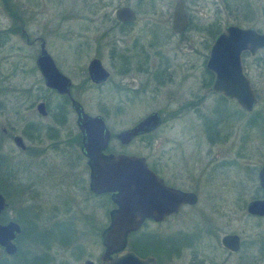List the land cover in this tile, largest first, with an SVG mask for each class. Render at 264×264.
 Instances as JSON below:
<instances>
[{
	"label": "rangeland",
	"instance_id": "374dc122",
	"mask_svg": "<svg viewBox=\"0 0 264 264\" xmlns=\"http://www.w3.org/2000/svg\"><path fill=\"white\" fill-rule=\"evenodd\" d=\"M174 1L156 0L153 3V0H0V38L5 40L0 47V84L9 88L5 105L3 107L0 105V124L2 120L7 119L9 124L14 127V131L17 132L20 118L24 113L28 115L30 112H25L24 109H19L18 107L20 101L19 89L23 83L27 86L33 81L31 68L34 64L33 56L38 53L39 38L40 41H44V47L49 55L53 59L55 58L62 62L63 69L67 71V75L72 78L74 83L80 80V75L75 72L77 68L84 66L87 63L86 61L92 56L100 59L101 64L109 72V81L101 87V93L99 94L103 102L107 103L105 104L107 109L101 111L93 108L87 109L85 105V112L90 115L100 113L105 115L108 119V121L106 119V125L110 133L113 134L121 128L131 126L135 121L152 111L156 110L164 117L167 112L162 110L163 103L172 101V103H175L174 108H176L179 103L187 100L191 92L198 86V83L203 81L206 77L204 58L208 48L203 47V44L197 43L199 37L193 34V26L197 22L205 23L215 20L217 31L219 27L221 29L226 24H237L240 26H253L264 33V0H215V6L212 4L207 8H202L203 10L199 14H192L190 21L191 30H187L184 35L185 39H188V37L192 39L184 41L176 36L173 38L168 37L166 40H162L160 45L152 47L153 51L165 52L169 50L168 54H183V57L180 56L179 60L184 59L186 65L189 66L179 73V77L183 76L182 87L177 88L178 85H165L153 97L147 94L140 95L141 99L133 105L130 104L131 107L127 110L116 109L114 104L117 96L115 95L116 89L113 86V82L118 81L117 72L120 65L114 56H122L120 54H125L126 52L116 51L115 53L110 45L117 36L115 31L111 29L112 22L110 18L113 10L118 4L127 2L130 6L135 4L136 7L142 10H149L155 7L159 13V10ZM22 21H26V23L23 24ZM22 24L24 27H22ZM22 28L30 40L28 42L32 43H27L24 40L25 36L23 37ZM151 32L156 41L159 42L163 38L164 31L154 28ZM134 37L138 40L141 39L143 44L154 40L149 31L139 29V22H137L130 29L129 35L127 34L123 38V41H114V47L129 46L131 39ZM36 38L38 40L35 42ZM134 39H132V42ZM201 39L202 41L207 40L203 35H201ZM209 43L210 41H208ZM136 53L139 52L136 51ZM126 54L128 56L130 52L128 51ZM251 56L242 57L244 74L249 79L256 97V103L251 111H244L234 100L221 98L213 93L203 96L202 92L207 88L201 87L200 96L204 98L201 100L200 109L179 111L177 115L171 117L172 120L168 123H160L152 132L151 140L136 138L127 146H119L116 140L112 138L109 142L110 148L115 149V151H124L135 155L147 156L148 158L152 157V161L157 162L161 170L163 166H183L179 163L178 156L182 151H186L183 154V160L191 157L188 160L190 164L187 165V169L190 166L193 168L192 172H197L199 169L201 171L208 169L203 165L206 144L202 142L201 137L195 139V135L199 136V133L200 135L202 133L201 128L197 127V118L204 117L208 109L214 105L215 110L210 118L212 120L219 119L222 122L223 128L220 127L222 132L219 131V133L223 135L230 134L231 136H245V141H247L245 149L247 157L245 159L250 164L257 160V163H260L264 154V139L262 135L264 134L262 127L264 122L262 124L259 123V119H264V49L256 51ZM122 58L124 57L122 56ZM129 58L132 57L129 56ZM71 72H74L73 76ZM130 75H133V73H130ZM127 78L130 80L129 77ZM133 80H143V77L134 75ZM177 90L178 92H183L180 101L172 94V92L176 94ZM41 95H45L43 90ZM93 97H96L95 94L87 92L83 98L87 100ZM1 98L2 96L0 97V103H2ZM50 98L53 100L52 97ZM87 101L89 106L93 104V101L89 99ZM71 118H74L73 114ZM192 129H198L199 131ZM227 145L228 143L226 142L220 149L217 146L215 150L222 151L223 155L231 156V150L226 148ZM2 148L8 151L10 155L11 152H15L10 140L2 142ZM198 153L199 159L195 158ZM11 159L14 162L12 164L17 167L16 162L19 160V155L14 153L9 160ZM245 159L243 158V160ZM1 160L0 165H2ZM214 167L217 166L214 165ZM163 171L165 172V168ZM226 172L227 170L225 169L216 170L210 176L211 180L209 182L213 184L212 186L199 188L195 191L192 190L198 198L195 205L183 207L177 214L164 222H145L138 230L130 232L126 240L128 245L136 243V246H141L142 244L137 239H143L142 233L157 238L156 240L159 242H157L158 245L155 248L153 247V251H141L137 247V251L142 252L139 256L151 254L156 258V264H198L195 262L198 253L205 256L210 261V264L213 260L224 256L223 250L218 247L219 237L225 230L239 231V229L233 223L232 226L225 225L228 227L227 229H222L225 227L223 224L228 222L231 225L228 219L233 222L234 215L240 213L237 210V205L233 202L232 193L230 198L226 197V190L221 187L226 183ZM214 183H216L217 187L215 190ZM192 184V181L186 182L183 189L188 190V187L192 186ZM71 187L74 192L75 186L71 185ZM248 193L246 192L243 199H249ZM103 197V209L105 211L103 221H96L97 215L94 211V220L90 218L88 213L90 211L89 206L91 208V205L96 203V199L85 201V196L83 195L82 200L79 201L81 207L69 206L72 212L68 230L66 232L65 230L63 231L60 228L61 224H58L56 236L50 234L46 236L50 238L39 239V236H35L32 233L35 229L33 227L39 225L50 227L51 224L45 223L44 225L36 216L31 217L33 221L30 224L26 222L23 219L19 203L15 201L14 196V199L11 200L13 202L6 210V213L7 215L12 213L13 220L21 224L23 229L16 238V254L8 257L3 255L0 258V264H36L39 253L41 255L46 254L43 258L47 262L43 263L61 264L60 260H63L62 257L65 254V250L61 247H64L62 245L65 240L69 241L67 244L70 247L69 254H71L68 258L69 264H83L85 259H90L94 264H97L98 257L104 250L99 233L103 227L105 229L108 226L110 212L115 208L107 194ZM100 201L102 202V198H100ZM85 204H87V207ZM199 210L205 211L203 216L198 215ZM85 213L88 216L86 219L84 218ZM211 225L222 226L217 229L215 239L211 238L208 232ZM263 225L262 223L260 227L255 228L253 223L245 222L244 229L240 227L242 231H239L242 239H244L242 247L238 253L233 254L223 264H236L237 258L235 256L245 250L246 239L251 240L254 237L259 238L262 236L260 238L264 240ZM61 233L65 234H63L65 239L61 238ZM199 234H201L198 238L199 243H196ZM146 246L149 248L147 243ZM256 247H260L263 252L261 253L262 256L255 260L254 264H264L263 246L257 245ZM49 256L50 261L48 260ZM242 256L239 258L240 264H249L250 261L247 256Z\"/></svg>",
	"mask_w": 264,
	"mask_h": 264
},
{
	"label": "flooded vegetation",
	"instance_id": "af4514ba",
	"mask_svg": "<svg viewBox=\"0 0 264 264\" xmlns=\"http://www.w3.org/2000/svg\"><path fill=\"white\" fill-rule=\"evenodd\" d=\"M155 1L156 0H153V3H155ZM177 1L178 0H175L172 4L168 3L163 9L159 10V13L156 11L157 8L155 7H152L149 10H142L136 7L135 4L134 6H130L127 2L118 4L113 10V13L111 14L110 18L112 22L111 29L115 31L117 36L113 39L112 43H110V45L113 47L112 50H114L115 53L116 51L126 53L128 51L130 52L128 56L126 53L120 54L124 58H126L125 60L124 58H122V56H114L116 57V60L119 62L120 65L118 67L119 70L117 72L118 81L113 82V86L116 89L115 95L117 96L116 103L114 104V107L116 109L127 110L136 101L141 99L140 95L147 94L153 97L155 96V94L159 93L165 85H178L177 88L182 87L181 85L184 82L183 76L179 77V73L183 71L184 68L189 66L186 65L184 59L179 60V58L183 57V54H168L169 50H166L167 52L157 50L153 51L152 47L160 45V42L162 40H166V38L168 37L173 38L174 36H176L179 39L182 38V40L184 41H189V39H192L191 37H188V39L184 38L186 31L190 29V21L192 14H199L201 10L211 6L212 4L213 6H215L216 1L180 0L182 3V10L184 11L186 17V25L183 27L182 31L175 32L172 29L171 25L173 9ZM119 7H128L133 14L132 20H117L114 16V11ZM159 16H161V18H159ZM137 22H139V29L142 31H149L154 40H151L149 43L147 42L146 44H143L141 42V39L138 40L136 37H134L135 39L132 38L134 39L133 42L131 39V44L129 46H123L122 48H117L116 46L115 48L114 41H123V38L127 36V34L129 35L130 29ZM22 23L25 24L26 21H22ZM23 24L22 27H24ZM227 25H236L244 28H254L253 26L226 24L221 29L219 27L217 31V23L215 20L212 22L205 23H201L199 21L193 26V34L198 35L199 37L197 43L203 44V47L208 48L207 54L204 58V68L206 77L203 79V81H201V83H198L196 89L191 92L190 97L184 102L179 103L176 108H174L175 103H172V101H166L165 103H163L162 110H165V112H167L164 117L161 116L159 112L155 110V112H157L159 115V125L162 122L168 123L170 120H172L171 117L177 115L179 111L184 112V110L189 109L193 111L196 109H200L201 100L204 98L200 96L201 87L207 88L203 90V96L208 93H213L219 95L220 97H224L222 94L212 91L210 89L213 80V74L212 72L206 69L205 62L213 39ZM154 28L164 31L163 38L159 42L156 41L154 36L152 35L151 30ZM254 29L258 31L256 28ZM26 35L27 34L23 32V37L25 36L24 40L27 43H32L28 42L30 40ZM104 35H106V33H104ZM201 35L207 38V40L202 41ZM37 40L38 38H36L34 41L36 42ZM4 41V38H0V47L1 43ZM208 41H210L209 44ZM40 42L41 41L39 38L38 53L33 56L34 64L31 68V76L33 77V81L27 86L23 83V85L19 89L20 101L18 107L19 109H24L25 112H30L28 115H26L27 113H24L23 116L20 118V125L17 132L14 131V127L9 124L7 119L2 120V123L0 124V159H2V165H0V194L3 197L5 203L2 211L0 212V225H4L9 221H14L19 226V233L16 235V238L22 232L23 227L21 224L13 220V215H11L12 213L10 215H7L6 213V210L13 202L11 200L14 199V196L15 201L19 203L21 212L23 214V219H25L26 222L30 224L33 221L31 217L36 216V218L40 222H43L44 225L45 223L51 224L50 227H43L41 225L33 227L35 229L32 231V233H34L35 236H39V239L50 238L46 237L50 234L56 236V227L58 224H61L60 228H62V230H65L66 232L71 223L69 222V220L71 219L70 215L72 212L70 207H81L79 201L82 200L83 195L85 196V201H88L89 199H96V203L94 205L92 204L91 208L89 206L90 211H88L89 216L92 220H94L95 216L93 213L94 211L97 215L96 221H103V217L105 214V211L103 209V196L105 194H107L114 207H116L114 201L111 199L112 194L115 193L105 191L94 192L90 188L88 157L86 156L83 150L84 135L77 126V115L71 105L72 100L77 101L84 113H86L85 105L87 106V109L93 108L99 111L106 110L107 107L105 104L107 103L103 102L99 94L101 93V87L107 81H109V72L101 64V61L98 57L92 56L86 61L87 63L84 66L77 68V71L75 72H78V74L80 75V80L74 83L72 81V78L67 75V71L63 69L62 62L56 60L55 58L53 59L50 56L55 67L64 76H66L70 82L68 87V93H57L55 90L50 89L44 85L43 79L35 64V59L40 52ZM136 51L139 53H136ZM129 56H131L132 58H129ZM243 56L251 55L247 51L241 52V66ZM92 59H98L102 67L108 72V76L105 80L100 82H94L89 78L87 66ZM73 73L74 72H71L72 76ZM130 73H133V75L129 76ZM134 75H139L143 77V80H133ZM127 77H129L130 80H128ZM8 89L9 88L1 86L0 84V97L2 96L1 101L3 103H0V105L2 107L5 105L6 96L8 94L7 91H9ZM42 90L45 92V95H41ZM87 92L93 93L96 96L93 98H88L89 100L93 101V104L91 106H89L88 104V99L86 100L83 98ZM172 94L175 95L176 98H178V101L182 99L183 92H178L177 90L176 94L175 92H172ZM50 97H52L53 100H51ZM39 103L43 104V114H41L37 108ZM51 110L53 111L51 112ZM214 110L215 106L213 105L208 109V112H206L204 117L197 118V127L201 128L200 130H202V133L201 135L199 133V136L195 135V139L197 137H201L202 142L206 144V149L204 151L205 161L203 165L206 166V168L208 169H205L203 171L199 169L197 172H192L193 168L191 166L187 169V165L190 164L188 160L191 159V157L187 160H183V154L186 151H182L178 156V161L183 166H163L162 170L157 164V162L152 161V157H143L145 159L148 169H150L156 176H158L166 186L181 191H195L199 188H207L209 186H212L213 184L209 182L211 180L210 176L216 170H227L226 183L223 184L221 187L226 190V197L230 198L232 193L233 202L237 205V210L240 213L234 215L235 218L233 219V222L228 219L229 222H231V225L227 222V224H223V226H232L233 223V225H235V227L238 228L239 231H242L240 227L244 229V224L246 222L253 223V226L255 228H258L260 227V224H264V213L248 212L247 205L253 200L264 201V189L261 187L258 181V172L264 164V154L263 156L261 155L263 159L260 163H257V160L250 164V162L245 159L247 157V153L245 152V149L247 147V141H245V136H231L230 134L223 135L222 133H219V131L222 132L221 128H223V125L219 119L212 120L210 118L211 115H213ZM72 114L74 118H71ZM87 115H99L102 118L104 125L109 132L107 146L105 149L101 150L102 155L108 153L131 154L126 153L124 151H115V149H111L109 146V142L112 138L116 140V143L119 146H127V144H129L136 138H146L149 140L152 139L151 134L154 130L136 135L125 144H122L116 138V134L119 131L132 127L135 123H137L147 114L135 121L131 126L121 128L113 134L110 133L106 125L107 117L105 115H103L102 113ZM263 122V118L259 119L260 124H262ZM262 127L264 133V125H262ZM192 130L199 131L198 129ZM262 135L264 139V134ZM14 137L18 138L20 145H17L15 143ZM5 140H10L12 148L15 149V152H11V155H13L14 153L19 155V160L16 162L17 167L12 164V159L9 160L11 155L8 153V151L3 150L2 148V142H4ZM226 142L228 143L226 148L231 150V156L223 155L222 151L215 150L217 146L220 149V147H222V145ZM199 157L200 156L198 153L195 158L199 159ZM243 158L245 160H243ZM214 165L218 168L214 167ZM164 168L165 172L163 171ZM191 181L193 182L192 186L188 187V190H184L183 186L185 185V183ZM208 182L209 184H207ZM71 185L75 186L74 192ZM215 189H217L216 183H214V190ZM246 192H249V199L247 200L243 199ZM100 198H102V202L100 201ZM197 200L198 198L196 195V202ZM196 202L194 204H182L176 212L167 215L162 221H154L150 218H145L143 220V223L149 221L155 223L164 222L171 216L177 214L183 207L195 205ZM86 205L87 204H85V206ZM86 213L84 214L85 219L88 217ZM204 213V210L198 211V215L200 216H203ZM221 227L222 226L216 225L209 226L210 231L208 232L210 233V237L215 239V233L217 229ZM227 228L228 227L225 226L222 229ZM103 230L104 227L101 229L99 235H101ZM239 231L230 229L225 230V232L218 239V247L223 250L222 253L224 256L218 258L217 260H213L210 264L226 263L233 254L238 253V251L242 247V242L244 240L242 239ZM64 233H61V238L63 237ZM200 235L201 234L198 235L196 243H199L198 238L200 237ZM225 235H236L238 244L237 249L232 250L222 244L221 240L222 237ZM260 237H254L251 240L246 239L244 246L245 250L238 256H235L237 258L236 264H240L239 258L242 255L247 256L250 261L249 264H254L255 260H258L262 256L261 253L263 251L260 250V247H256L257 245H261L263 246L262 249H264V240H261L263 238ZM16 238V251L10 255L2 253L0 255V258H2L3 255L8 257L16 254ZM63 239H65V237H63ZM68 242L69 241L65 240L64 244L62 245L64 247H61L65 250V254H63L62 257L63 260H60L61 264H69L68 258L71 256V254H69L70 247L67 246ZM45 255L46 254L41 255L39 253L38 262L36 264H47L43 263L47 262L43 258ZM145 256H152L156 264V258L153 255L145 254L144 256L140 257ZM48 260L50 261V256L48 257ZM86 260L88 259L83 260V264ZM195 262H197L198 264H209L210 261L205 256L200 255V253H198L197 258H195ZM92 264H94L93 261Z\"/></svg>",
	"mask_w": 264,
	"mask_h": 264
},
{
	"label": "water",
	"instance_id": "95a60500",
	"mask_svg": "<svg viewBox=\"0 0 264 264\" xmlns=\"http://www.w3.org/2000/svg\"><path fill=\"white\" fill-rule=\"evenodd\" d=\"M114 16L117 20L130 21L133 14L128 7H119L114 11ZM185 25L186 17L182 3L178 0L174 5L171 27L175 32H180ZM262 49L263 32L252 27L225 26L213 39L205 62L206 69L213 74L210 89L233 99L245 111H250L256 103V97L242 70L240 54L247 51L253 55ZM35 64L46 87L57 93H68L69 79L55 67L44 48V41L40 42ZM87 71L94 82L103 81L108 76L98 59L88 63ZM71 105L77 115V126L84 135L83 150L88 157L90 188L94 192L115 193L111 199L116 207L111 210L110 222L100 235L104 250L97 264H155L152 256L140 257L125 248L127 235L138 230L145 218L162 221L182 204H194L195 193L166 186L148 169L143 156L124 153L102 155L101 150L106 148L109 138L102 118L99 115H87L75 100L71 101ZM37 108L41 114L44 113L42 103ZM158 125L159 115L153 111L132 127L119 131L116 138L125 144L132 137L152 131ZM14 141L20 145L17 137H14ZM258 181L264 189V164L258 172ZM4 205L0 194V212ZM247 210L264 213V201H251ZM18 233L19 226L14 221L0 225V255H10L16 251L15 238ZM221 241L227 248L237 249L236 235H225ZM84 264H92V261L86 260Z\"/></svg>",
	"mask_w": 264,
	"mask_h": 264
},
{
	"label": "trees",
	"instance_id": "16d2710c",
	"mask_svg": "<svg viewBox=\"0 0 264 264\" xmlns=\"http://www.w3.org/2000/svg\"><path fill=\"white\" fill-rule=\"evenodd\" d=\"M221 98H224V97H221ZM215 120H217V119H215ZM253 121V120H252ZM254 122H256L255 120H254ZM142 235L144 236V237H142L143 239H137V241L138 242H140L142 245L141 246H136V243H132V244H130V246L128 245V243L126 242V244H125V247L126 248H128L129 250H131V251H133L134 253H136L137 255H141L140 253H142V252H138L137 251V247H138V249L139 250H141V251H147V250H149V251H153L154 250V248L156 247V245H158V243L157 242H159L158 240H156L157 238H155L154 236H150V235H147V234H145V233H142ZM137 242V243H138ZM146 243H147V245L149 246V248H147V246H146ZM154 247V248H153Z\"/></svg>",
	"mask_w": 264,
	"mask_h": 264
}]
</instances>
